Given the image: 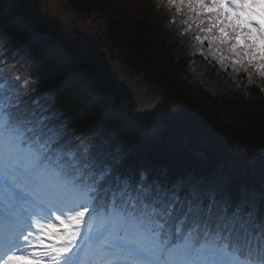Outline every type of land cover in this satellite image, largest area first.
I'll use <instances>...</instances> for the list:
<instances>
[{
    "label": "trees",
    "instance_id": "1",
    "mask_svg": "<svg viewBox=\"0 0 264 264\" xmlns=\"http://www.w3.org/2000/svg\"><path fill=\"white\" fill-rule=\"evenodd\" d=\"M61 1L60 12L97 17L103 31H66L42 0H0V42L22 58L31 95L46 90L68 130L110 139V152H121L113 163L128 157L126 176L146 170L149 180L197 184L209 171L215 177L204 187L218 189L217 178L228 175L233 193L264 196V76L223 54L227 43L204 30L199 10L176 16L166 0ZM133 80L178 107L147 110ZM204 127L238 145L197 142Z\"/></svg>",
    "mask_w": 264,
    "mask_h": 264
},
{
    "label": "snow or ice",
    "instance_id": "2",
    "mask_svg": "<svg viewBox=\"0 0 264 264\" xmlns=\"http://www.w3.org/2000/svg\"><path fill=\"white\" fill-rule=\"evenodd\" d=\"M166 2L178 11L209 9L233 64L264 76V12L255 11L264 0ZM32 104L0 83V264H264V222L242 203L219 201L191 178L161 183L145 171L123 176L87 161L62 141L39 100ZM72 192L88 203L67 206ZM94 214L104 217L97 232L88 225ZM86 244L94 248L91 260Z\"/></svg>",
    "mask_w": 264,
    "mask_h": 264
},
{
    "label": "rangeland",
    "instance_id": "3",
    "mask_svg": "<svg viewBox=\"0 0 264 264\" xmlns=\"http://www.w3.org/2000/svg\"><path fill=\"white\" fill-rule=\"evenodd\" d=\"M43 2L46 11L49 14H51L52 17L59 19L62 22L66 31L71 32L79 29L82 32L88 33L90 35H94L100 31H103L104 29L103 21L99 20L97 17H91L92 20L84 22L83 20L81 21L74 18V15L69 14L68 11L59 12L61 10H56L55 8H53L49 0L48 1L44 0ZM135 3H137V0L135 1ZM69 18L71 19V22L67 24V22H69ZM74 27L76 29H73ZM253 32L255 37L260 39L259 32L255 28L253 29ZM135 91L139 96L144 98V101L142 100L143 107H151L156 103L163 102V97L160 94L155 93L150 89L147 95H145V92L142 90V87H136ZM205 141L215 145V144H219L220 139L217 136H211L205 139Z\"/></svg>",
    "mask_w": 264,
    "mask_h": 264
},
{
    "label": "bare ground",
    "instance_id": "4",
    "mask_svg": "<svg viewBox=\"0 0 264 264\" xmlns=\"http://www.w3.org/2000/svg\"><path fill=\"white\" fill-rule=\"evenodd\" d=\"M233 204V203H232Z\"/></svg>",
    "mask_w": 264,
    "mask_h": 264
},
{
    "label": "water",
    "instance_id": "5",
    "mask_svg": "<svg viewBox=\"0 0 264 264\" xmlns=\"http://www.w3.org/2000/svg\"><path fill=\"white\" fill-rule=\"evenodd\" d=\"M209 130V129H208Z\"/></svg>",
    "mask_w": 264,
    "mask_h": 264
}]
</instances>
